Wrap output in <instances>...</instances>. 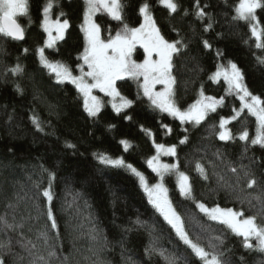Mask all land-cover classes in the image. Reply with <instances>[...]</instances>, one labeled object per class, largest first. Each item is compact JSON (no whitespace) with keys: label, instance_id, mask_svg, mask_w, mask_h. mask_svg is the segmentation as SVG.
I'll list each match as a JSON object with an SVG mask.
<instances>
[{"label":"trees","instance_id":"trees-1","mask_svg":"<svg viewBox=\"0 0 264 264\" xmlns=\"http://www.w3.org/2000/svg\"><path fill=\"white\" fill-rule=\"evenodd\" d=\"M48 2L28 0V16L16 18L25 29L23 42L0 34V244L7 245L0 247V258L5 264H31L41 255L49 264H170L166 258L174 264H203L149 202L138 177L125 167L102 164L98 159L101 154L122 158L154 185L160 177L147 161L157 155L155 144H164L175 146L176 155L160 154V158L177 164L193 189V198H186L180 194L175 173L164 176L169 199L189 237L207 251L223 253L220 258L227 264H264V252L256 250L255 240L251 241L253 249L245 248L243 237L209 219L196 206L199 202L209 208L219 205L243 210L245 216L257 215L260 202L253 198L264 192V147L251 144L257 132L256 118L245 109L233 120V110L240 109L239 98L229 93L222 77L213 79L217 70L235 63L249 91L264 99V46L257 47L264 45V36L258 41L247 23L233 19L239 0H199L207 14L203 18L196 15V0H174L175 13L160 0H121L130 27L142 24L139 7L147 2L165 38L186 45L173 57L174 100L182 110L201 98V90L204 96L224 98L223 105L199 125L182 124L155 109L129 79L118 81L117 87L134 101L131 107L117 113L105 105L97 117H89L76 87L57 83L40 61L38 49L47 37L42 28L43 9ZM52 10L55 18L68 19L70 27L45 56L78 75L82 64L78 58L85 47V3L53 0ZM256 16L259 28L264 29V8H258ZM96 20L102 37L109 35L106 26L112 35L122 28L103 12ZM208 24L212 27L205 31ZM205 40L210 48L204 46ZM136 55L143 59V50L137 49ZM17 65L22 71H10ZM222 117L231 120L225 126L231 140L219 139ZM244 130L249 133L247 141L239 139ZM121 141L128 142L127 149ZM197 163L203 165L207 179L196 170ZM230 166L237 172H231ZM245 172L257 180L251 189L246 188L249 177ZM225 182L233 187H225ZM45 190L53 196L51 203L43 196ZM49 207L57 229L50 228ZM257 223L264 224V217L258 216ZM42 232L48 233L54 248L45 245L42 237L38 239ZM50 250L56 252L55 257H48Z\"/></svg>","mask_w":264,"mask_h":264},{"label":"snow or ice","instance_id":"snow-or-ice-1","mask_svg":"<svg viewBox=\"0 0 264 264\" xmlns=\"http://www.w3.org/2000/svg\"><path fill=\"white\" fill-rule=\"evenodd\" d=\"M86 2L88 8L85 12L84 23L82 25L86 46L78 58L83 62L79 65L80 74L74 75L73 69L63 63L49 61L45 57L44 47L39 48L38 51L42 65L49 69L51 73L55 74L57 83L68 81L75 85L83 98V108L89 117H97L104 106L101 98L93 93L94 89H98L99 92L111 98L112 108L117 113L132 106L134 101L123 96L117 87V82L125 79L135 81L138 88L142 90L143 96L147 97L155 109L178 119L182 124L194 122L199 125L209 113L216 112L217 107L223 105V97L217 100L214 97L204 96L203 90H201V99L196 100L186 110H182L176 104L174 96L177 81L173 75V57L180 53L181 46L186 47V45H183L182 40L170 41L165 38L157 26L147 2L139 7V13L143 16L144 21L139 27H130L125 22L123 15L125 5L121 0H86ZM160 3L172 13L177 11L178 6L173 0H160ZM196 7V15L198 17L203 18L207 15L200 6L199 0H196ZM52 8L53 0H49L43 9L44 19L42 28L47 33V39L44 43L45 47L49 49L53 48L58 41L64 39L65 32L70 27L68 19L61 21L59 18L55 20L50 18ZM258 8H264V2L262 0H240L239 5L235 8L236 16L233 19L247 23L251 27L252 35L259 41L261 36H264V29L258 30L259 21L256 16V10ZM98 12L107 13L113 21L120 22L122 28L115 31V35H112V29L106 26L104 30L108 31L109 35L102 37L101 24L93 19V16ZM18 16H28V0H0V34L14 40H23L25 38V29L17 22L16 18ZM29 23H31L30 18ZM211 27L212 25L208 24L205 31ZM203 43L206 48L211 47L208 41L205 40ZM138 45L143 49L142 62H137L133 59V53L137 50ZM262 46L264 45L257 44V47ZM85 66L87 70H85ZM229 67L230 70H217L213 79H218L223 76L227 82L229 93H235L239 98L240 109L238 111L233 110L236 113L232 117L233 120L237 119L245 109H247L251 116L256 118L257 132L255 138L251 139V144H259L264 147V99L249 91L244 84L243 74L235 63H231ZM10 71L18 73L22 69L17 65ZM158 85L160 86L159 90H157ZM126 118L131 119V117ZM33 122L36 123L39 129L40 125L35 117L33 118ZM228 123H230L229 120L223 117L220 119L219 127L221 131L219 132V139L222 141L233 139L231 132L225 127ZM164 127L167 128V125H164ZM149 134H151L150 131ZM239 139L241 141H247L249 139L248 131L244 130L241 132ZM186 141L187 138L181 140L180 143L183 144ZM121 143L127 149L128 142L121 141ZM67 146L69 148L75 147L72 144H68ZM155 148L157 155L151 157L147 163L152 171L160 177L161 182L149 186L143 174L138 172L130 164L126 165V167L139 177L140 183L149 197V202L163 216L168 224L172 226L179 238L191 248L195 256L203 261V264H227V262H223L220 258L223 253L207 251L200 243L194 242L185 231L184 223L168 197V189L165 187L163 180L165 174L175 173L177 175L180 194L186 198H193V189L189 183V177L184 172L179 171L177 164L160 162V154L169 156L176 155L175 146L165 147L164 144H155ZM98 159L102 164L125 166V161L120 158L112 159L101 154L98 156ZM196 170L207 179L203 165L197 163ZM230 171L236 173L237 169L230 166ZM244 175L245 177H249L246 180V188H253L257 184V180L251 178L248 172H245ZM239 183L240 177H237V185ZM224 186L228 188L233 187L226 182ZM43 196L51 203L53 196L50 190H45ZM253 199L260 202V210L257 215L245 216L243 210L221 208L219 205L209 208L199 202L196 206L209 219L226 226L237 237H243V246L245 248L253 249L254 246L251 241L255 239L256 250L264 252V224L257 223L258 216L264 217V192L255 196ZM248 203L251 205L252 201L249 200ZM47 218L51 221L50 228L57 229V222L51 207L47 211ZM8 227L11 228L12 226L8 225ZM41 237L43 238V243L50 249L55 247L54 244H49L50 237L47 232H42L38 239ZM214 239L220 240V237H215ZM29 243L31 242L29 241ZM0 247H7V245L0 244ZM35 247L36 245L32 244V248ZM209 247L214 248L215 245L210 244ZM55 256L56 252L54 250L48 252L49 258ZM166 259L170 260V264H174V260L170 258ZM37 261L42 262V264H49V261L42 255L38 256L31 264H37ZM0 264H5L2 258H0Z\"/></svg>","mask_w":264,"mask_h":264},{"label":"rangeland","instance_id":"rangeland-1","mask_svg":"<svg viewBox=\"0 0 264 264\" xmlns=\"http://www.w3.org/2000/svg\"><path fill=\"white\" fill-rule=\"evenodd\" d=\"M84 1V3H85V12L87 11V8H88V5H87V2H86V0H83ZM173 2H174V0H173ZM239 2H240V0H239ZM163 5V4H162ZM238 5H239V3H238ZM237 5V6H238ZM164 6V5H163ZM165 7V6H164ZM168 9V8H167ZM169 10V9H168ZM99 13H101V12H98V13H96L94 16H93V19L97 22V20H96V17H97V15L99 14ZM104 13V12H103ZM104 14H106L107 15V13H104ZM85 15V14H84ZM108 16V15H107ZM19 17V16H18ZM110 19H111V17L110 16H108ZM50 18L51 19H53V20H55V19H57V18H55L54 17V14H53V10H51V12H50ZM142 18H143V16H142ZM60 19V18H59ZM61 21H63L62 19H60ZM144 22V21H143ZM142 22V23H143ZM84 23V22H83ZM98 23V22H97ZM260 28H259V25H258V30H259ZM54 35H55V33H53ZM84 34V33H83ZM46 35H47V33H46ZM65 35H66V32H65ZM46 39H47V37H46ZM84 40H85V38H84ZM59 42V41H58ZM57 42V43H58ZM85 46H86V41H85ZM44 48H45V51L46 50H49V48H47V47H45V44H44V46H43ZM56 47V45L53 47V48H51V49H54ZM137 49H142V48H140L139 47V45L137 46ZM143 50V49H142ZM137 51V50H136ZM136 51L133 53V59H135L137 62H142L143 61V59H139V57L136 55ZM39 57H40V54H39ZM46 57V56H45ZM83 63V62H82ZM49 70V69H48ZM85 70H87L86 69V66H85ZM220 70H224V69H220ZM228 70H230V67L228 68ZM54 76H55V74L54 73H52ZM79 74H80V72H79ZM78 74V75H79ZM222 78H223V76H221ZM220 78V77H219ZM218 78V79H219ZM224 79V78H223ZM130 80V79H129ZM133 81V80H132ZM65 82H68V81H65ZM135 82V81H134ZM64 83V82H63ZM68 83H70V82H68ZM118 83V82H117ZM136 83V82H135ZM137 84V83H136ZM73 85V84H72ZM75 86V85H74ZM138 86V85H137ZM159 88H160V86L158 85L157 86V90H159ZM141 92H142V90H140ZM93 93L95 94V95H98L100 98H101V100L104 102V106L105 105H108V106H110L111 108H112V105H111V98L110 97H107V96H105L103 93H101V92H99V90L98 89H94L93 90ZM122 94V93H121ZM123 95V94H122ZM123 96H125V95H123ZM126 97V96H125ZM201 99V98H200ZM104 106H103V108H104ZM102 108V109H103ZM101 109V110H102ZM113 109V108H112ZM114 110V109H113ZM124 110V109H123ZM229 121H231V120H229ZM162 156H163V154H161ZM112 158V157H111ZM112 159H118V158H112ZM120 159H122V158H120ZM159 159H160V162L161 163H165L160 157H159ZM165 164H168V163H165ZM126 163H125V166H117V167H125V168H127L126 167ZM110 166H113V165H110ZM132 174H134L129 168H127ZM152 170V169H151ZM138 171V170H137ZM139 172V171H138ZM155 173V172H154ZM142 174V173H141ZM135 175V174H134ZM166 175V174H165ZM176 175V174H175ZM136 176V175H135ZM144 176V175H143ZM136 177H138V176H136ZM145 177V176H144ZM176 177H177V175H176ZM138 179H139V177H138ZM146 179V178H145ZM140 181V180H139ZM146 181H147V183H148V180L146 179ZM159 182H161V181H159ZM158 182V183H159ZM189 183H190V181H189ZM141 184V183H140ZM148 185L149 186H152V185H150L149 183H148ZM142 186V185H141ZM142 189L144 190V188H143V186H142ZM145 192V191H144ZM146 193V192H145ZM146 195H147V193H146ZM148 196V195H147ZM169 197V196H168ZM149 198V197H148ZM253 240H255V239H253Z\"/></svg>","mask_w":264,"mask_h":264},{"label":"water","instance_id":"water-1","mask_svg":"<svg viewBox=\"0 0 264 264\" xmlns=\"http://www.w3.org/2000/svg\"><path fill=\"white\" fill-rule=\"evenodd\" d=\"M12 39V38H11ZM14 40V39H12ZM25 40V38L23 40H14V41H17V42H23Z\"/></svg>","mask_w":264,"mask_h":264}]
</instances>
